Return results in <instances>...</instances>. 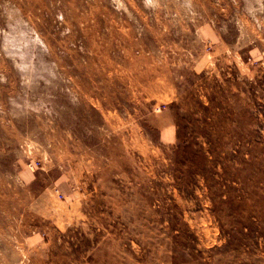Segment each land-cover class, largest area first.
<instances>
[{"label": "rangeland", "instance_id": "rangeland-1", "mask_svg": "<svg viewBox=\"0 0 264 264\" xmlns=\"http://www.w3.org/2000/svg\"><path fill=\"white\" fill-rule=\"evenodd\" d=\"M0 264H264V0H0Z\"/></svg>", "mask_w": 264, "mask_h": 264}]
</instances>
